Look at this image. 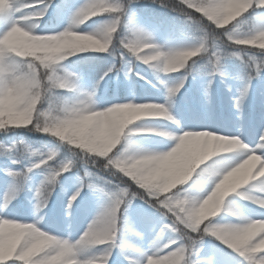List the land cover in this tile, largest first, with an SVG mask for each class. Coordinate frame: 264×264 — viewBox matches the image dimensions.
<instances>
[{
	"label": "clouds",
	"instance_id": "clouds-1",
	"mask_svg": "<svg viewBox=\"0 0 264 264\" xmlns=\"http://www.w3.org/2000/svg\"><path fill=\"white\" fill-rule=\"evenodd\" d=\"M53 2L0 0V135L23 131L49 140L32 147L20 139L11 153L25 166L10 178L0 213L28 188L33 170L41 179L29 189L30 222L0 218V264H108L113 251L124 264H211L197 255L206 239L242 264H264V219L248 215L239 203L264 214V155L259 154L264 128L253 147L240 135L177 134L150 123L179 128L173 109L187 79L194 73L220 77L226 60L239 62L243 70L244 86L232 101L242 112L244 88L264 74V24L256 22L264 15V0H147L173 13L192 33V42L181 47L157 43L152 31L135 22L132 6L141 0H82L60 30L41 33ZM85 54L110 57L108 71L118 69L125 80L135 75L151 83L135 72L143 66L163 88L162 102L101 107L98 88L108 72L85 87L68 63ZM204 94L207 98V87ZM148 137L172 146L158 150L141 139ZM209 161H215L211 168L205 167ZM66 173L87 182L67 198L66 216L84 189L103 200L75 240L41 227ZM137 201L169 221L149 248L177 247L148 255L133 243L131 238L143 240L127 215Z\"/></svg>",
	"mask_w": 264,
	"mask_h": 264
},
{
	"label": "rangeland",
	"instance_id": "rangeland-1",
	"mask_svg": "<svg viewBox=\"0 0 264 264\" xmlns=\"http://www.w3.org/2000/svg\"><path fill=\"white\" fill-rule=\"evenodd\" d=\"M82 3V0H73L69 6L63 9L57 8L56 14L53 18L45 17L41 22V28L38 30L41 33H49L58 31L63 27L69 12ZM140 4L132 6L135 13L134 18L138 24L153 32L156 42L165 44L169 47H181L192 42V33H190L176 18L175 15L169 18L160 16L158 14H151L146 6L151 5L147 0H141ZM140 5V6H139ZM254 15V13H252ZM249 16V15H247ZM256 22L264 24V15H257ZM2 30V26H0ZM73 70L78 71L83 77V85L90 87L102 74L99 71H90L88 69H78L68 62ZM223 77H216L213 80L211 87L207 86L208 78L203 74L195 77H189L177 95L174 105V115L180 121V127L176 128L171 125H162L157 121L150 122L161 125L169 131L179 134L181 131H204L207 127L203 126L207 123H212L216 127H230L242 131V134L248 138L251 135L258 139L259 131L264 128V74L257 80H253L249 86V92L242 107V112L237 113L233 109L232 101L238 95L239 90L244 86V81L241 79L243 70L239 62L235 60H226L223 63ZM135 72L144 76L146 80L151 83H145L144 80L138 79L135 75L125 80L122 74L112 73L105 77L100 82L98 88V100L101 107H106L112 103L126 102L128 100H135V102L152 101L162 102L163 88L158 85L159 95H153L148 92L149 87L156 83L151 74L140 65L135 67ZM120 80L125 83L126 92L120 91ZM208 88V96L205 97V88ZM157 90V91H158ZM254 97V98H253ZM239 117V118H238ZM208 131V130H207ZM213 132L212 130H210ZM216 133V132H215ZM40 137L39 135H33ZM246 137V138H247ZM20 139L13 137L9 143H0L2 146H10L13 142ZM149 143V146L158 150H167L172 145L167 141H160V138L148 137L141 138ZM32 147L44 146L43 143H30L23 139ZM20 166H13L9 159L5 156H0V203L3 198L11 192V180L4 175L5 169L18 170ZM41 176L39 171L31 174V181L23 194L15 199L10 204L7 211L0 213V216H5L8 219L30 222L32 220L30 199L32 192L29 190L34 188L40 181ZM77 185L75 173H66L61 178V186L57 188V195L54 199L52 197L49 207L46 210L47 215L41 227L53 235L68 237L75 240L83 232L87 223L99 210L103 200L97 194L84 189L81 192L79 202L69 215L66 216L65 204L67 198L73 193ZM243 209L252 207L253 205L239 202ZM246 204V205H245ZM246 211V210H245ZM247 213V212H246ZM250 215L249 213H247ZM128 219L129 224L133 229L143 234V240H135L131 238L133 243H136L142 249L147 251L149 249L150 241L153 239L155 233L159 230L158 226L153 225L151 217L154 215L153 211L147 206L136 202L129 210ZM251 216V215H250ZM226 217H218V221H224ZM204 252L201 257L204 259H211L215 264H239V257L230 250L226 249L218 242L206 239ZM109 264H124V260L118 251H113Z\"/></svg>",
	"mask_w": 264,
	"mask_h": 264
},
{
	"label": "trees",
	"instance_id": "trees-1",
	"mask_svg": "<svg viewBox=\"0 0 264 264\" xmlns=\"http://www.w3.org/2000/svg\"><path fill=\"white\" fill-rule=\"evenodd\" d=\"M73 0H54L53 5L49 8L48 11V16L53 15L56 13V7L59 6L60 8H63L65 6H69L72 3ZM141 5V3H139ZM139 5V6H140ZM147 10H149V12H152L153 14H161L167 18H169L170 16L174 15L173 13L165 10V9H161L159 7H156L154 5H148L146 7ZM247 15H251V14H247ZM135 22H137V20L134 18ZM73 65H75L78 68L81 69H88L90 71L94 70V71H99L100 73H103L112 63V59L110 57L107 56H102L100 54H85L81 57H77V58H73L72 61ZM141 66V65H140ZM143 67V66H142ZM19 137V138H23L25 140H27L30 143H43L44 145H48L49 144V140L47 137H35L33 136V134H28L26 132L23 131H18L16 133L13 134H9L8 136L5 135H0V143H9L10 140L13 137ZM40 136V135H39Z\"/></svg>",
	"mask_w": 264,
	"mask_h": 264
},
{
	"label": "snow or ice",
	"instance_id": "snow-or-ice-1",
	"mask_svg": "<svg viewBox=\"0 0 264 264\" xmlns=\"http://www.w3.org/2000/svg\"><path fill=\"white\" fill-rule=\"evenodd\" d=\"M33 2H34V0H33ZM52 5H53V3L51 4V6H52ZM51 6H50V7H51ZM41 7H42V6H41ZM50 7H49V8H50ZM105 71H107L108 74H107L106 76H104V79H105V77L109 76V75L112 74V73H117L118 69H113V70H111V71H108V68H107ZM105 71H104V72H105ZM102 74H103V73H102ZM197 75H199V74L194 73L192 77H195V76H197ZM223 76H224V74H222L220 77H223ZM214 78H216V77H215V76L208 77V80H207V86H208L209 88L211 87ZM104 79H103V80H104ZM249 86H250V85H249ZM249 86L245 87V88H244V91L249 92ZM256 141H257V139L254 140V142H253V144H252L251 146L254 147ZM16 149H17V142H13L10 146H7V147L0 145V152H4V153L9 154V158H8V159H9L10 163H11L13 166H20V167L18 168V170H11V169H5V170H4V175H6V176L9 177V178H11V177L17 175L18 172H19V171L25 166L23 163L17 161V160L15 159V157L11 155V153L15 152ZM259 154H260V155H264V150L260 151ZM214 163H215V161H209V163H208L207 165H205V167L211 168V167L214 165ZM36 171H39V170H33V173L36 172ZM86 183H87L86 181H82V180H78V179H77V185H76V188H75V190L73 191V193L76 191L77 188L81 187L82 184H86ZM91 187H92V185H88V188H91ZM82 191H83V190H82ZM82 191H81V192H82ZM73 193H72V194H73ZM72 194H71V195H72ZM8 196H9V195H6V196L3 198V202L8 198ZM80 196H81V194L77 197V199H76V201L73 203L72 207L67 209V212H68V213H71V211L75 208V206H76L77 203L79 202V198H80ZM66 205H67V201H66V204H65V208H66ZM153 213H154V215L151 217V219H152V221H153V225H154V226H158V227H159V230L163 229V230L167 231V229L164 228V226H165V224H169V221H167L166 219H164V218H163L161 215H159L158 213H156V212H153ZM0 218H2V219H8V218L5 217V216H0ZM258 219H264V214H261V213H260V214L258 215ZM8 220H12V219H8ZM170 238H172V237H170ZM177 246H178V244H173V245L171 246V248H175V247H177ZM171 248L164 249L163 251H160V252H156L155 248H149V249L147 250V254H148V255H152V254L155 253L156 255H164L165 252H167V251H171ZM203 252H204V249H201V250L197 253V255H198V256H201V254H202ZM110 260H111V259H110ZM110 260H109V262H110ZM109 262H108V264H109ZM211 264H215V262H214V261H211ZM239 264H242V262L239 261Z\"/></svg>",
	"mask_w": 264,
	"mask_h": 264
},
{
	"label": "bare ground",
	"instance_id": "bare-ground-1",
	"mask_svg": "<svg viewBox=\"0 0 264 264\" xmlns=\"http://www.w3.org/2000/svg\"><path fill=\"white\" fill-rule=\"evenodd\" d=\"M203 126L207 127L208 131L212 130L213 132H216V133H219V134H224V135H236L237 134V135H240L241 139H244V137L242 136L241 132L235 133V132H232V131H230V130H228L226 128L216 127V125H214L212 123H206ZM252 144H253V142L249 141V145H252ZM219 159H228V157H221ZM245 203H247V202H245ZM245 210H246L245 212L249 213L253 218H258V215L260 214V210L255 209V206H253V208L247 206L245 208Z\"/></svg>",
	"mask_w": 264,
	"mask_h": 264
}]
</instances>
